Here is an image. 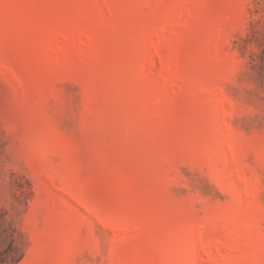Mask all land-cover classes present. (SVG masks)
<instances>
[{
  "label": "rangeland",
  "instance_id": "1",
  "mask_svg": "<svg viewBox=\"0 0 264 264\" xmlns=\"http://www.w3.org/2000/svg\"><path fill=\"white\" fill-rule=\"evenodd\" d=\"M0 264H264V0H0Z\"/></svg>",
  "mask_w": 264,
  "mask_h": 264
},
{
  "label": "trees",
  "instance_id": "2",
  "mask_svg": "<svg viewBox=\"0 0 264 264\" xmlns=\"http://www.w3.org/2000/svg\"><path fill=\"white\" fill-rule=\"evenodd\" d=\"M10 249L9 251L12 252L17 246H16V242H15V238L13 236H11V240H10ZM12 248V249H11ZM16 256V255H14ZM21 257H19L18 259H13V261L15 263H18L20 261Z\"/></svg>",
  "mask_w": 264,
  "mask_h": 264
}]
</instances>
